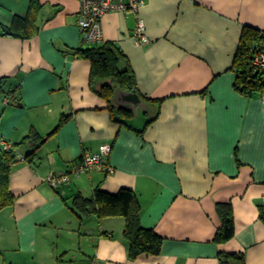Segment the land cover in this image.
Returning a JSON list of instances; mask_svg holds the SVG:
<instances>
[{
  "label": "crops",
  "instance_id": "1",
  "mask_svg": "<svg viewBox=\"0 0 264 264\" xmlns=\"http://www.w3.org/2000/svg\"><path fill=\"white\" fill-rule=\"evenodd\" d=\"M79 11V0H0V140L16 156L0 264H222L221 254L264 264V100L236 90L233 67L244 27L264 34V0H147L138 16H105L97 46L121 49L149 106L126 125L90 86ZM17 16L31 21L24 38L4 35ZM138 18L147 45L134 41ZM103 146L112 174L49 185ZM122 189L135 193L141 226L163 239L159 255L130 258L125 219L73 210L79 195ZM220 204L236 228L222 244Z\"/></svg>",
  "mask_w": 264,
  "mask_h": 264
},
{
  "label": "trees",
  "instance_id": "2",
  "mask_svg": "<svg viewBox=\"0 0 264 264\" xmlns=\"http://www.w3.org/2000/svg\"><path fill=\"white\" fill-rule=\"evenodd\" d=\"M17 18V30L4 29V35L24 38V28L31 21L28 18L18 16ZM260 51H264V34L255 28L244 27L233 66L237 73L235 88L242 96L252 97L264 91V73L252 63L254 56ZM78 55L91 62L92 90L107 101L114 121L126 125L127 121L134 117V112L129 108L117 106L114 94L117 89L138 94V89L130 66L122 68L125 57L121 49L115 44L82 47ZM155 119L149 120L147 126ZM15 163L14 152H5L0 148V211L14 203L10 180ZM73 210L82 217L96 215L99 219L117 217L125 219L124 235L130 244L132 259L144 254L159 255L161 252L163 239L154 231L141 226V207L132 190L122 189L117 194L96 190L92 198L79 195L73 201ZM217 212L222 226L216 234L215 241L220 244L227 243L236 233L233 210L230 204H220ZM219 259L222 264H246L245 257L241 254H221Z\"/></svg>",
  "mask_w": 264,
  "mask_h": 264
},
{
  "label": "built area",
  "instance_id": "3",
  "mask_svg": "<svg viewBox=\"0 0 264 264\" xmlns=\"http://www.w3.org/2000/svg\"><path fill=\"white\" fill-rule=\"evenodd\" d=\"M147 0H79V22L84 44L95 47L103 40L102 21L110 13H129L138 16ZM134 41L138 46L147 45L150 39L146 34V26L142 19L138 18L137 27L134 31ZM253 66L264 73V51L257 53L253 60ZM264 100V91L262 93ZM9 100L6 101L8 103ZM0 148L5 152H14L13 146L0 140ZM111 154L110 146H103L99 154L86 153L82 158L70 165L69 169L60 174L52 173L47 182L53 188L67 184L72 177H80L83 174L95 172L112 174L114 169L105 160ZM264 207V199H263Z\"/></svg>",
  "mask_w": 264,
  "mask_h": 264
},
{
  "label": "water",
  "instance_id": "4",
  "mask_svg": "<svg viewBox=\"0 0 264 264\" xmlns=\"http://www.w3.org/2000/svg\"><path fill=\"white\" fill-rule=\"evenodd\" d=\"M114 102L119 107L131 109L137 115L138 109L143 111L148 109V105L136 93H128L122 89H117L114 94Z\"/></svg>",
  "mask_w": 264,
  "mask_h": 264
}]
</instances>
